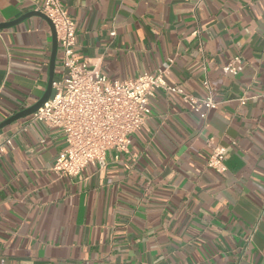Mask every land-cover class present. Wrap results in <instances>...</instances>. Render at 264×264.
I'll return each instance as SVG.
<instances>
[{
    "label": "crops",
    "instance_id": "crops-1",
    "mask_svg": "<svg viewBox=\"0 0 264 264\" xmlns=\"http://www.w3.org/2000/svg\"><path fill=\"white\" fill-rule=\"evenodd\" d=\"M60 3L77 57L105 82L161 71L217 105L158 89L128 152L73 177L52 170L61 129L28 116L2 128L0 264H264V0ZM40 5L0 0V23ZM50 53L39 16L0 29V122L41 97ZM234 57L241 70L223 73ZM214 147L223 172L206 166Z\"/></svg>",
    "mask_w": 264,
    "mask_h": 264
},
{
    "label": "built area",
    "instance_id": "built-area-1",
    "mask_svg": "<svg viewBox=\"0 0 264 264\" xmlns=\"http://www.w3.org/2000/svg\"><path fill=\"white\" fill-rule=\"evenodd\" d=\"M39 11L54 26L62 75L52 82V95L28 116L24 127L41 121L63 131L66 146L56 155L52 165L57 175L73 177L89 163L103 165L109 150L128 152L129 136L150 114V99L158 89L179 94L192 109L201 105L216 107L217 103L210 99L201 100L179 85L167 84L161 71L105 82L96 69L88 68L86 62L77 57L75 24L60 0H41ZM241 68L240 58L234 57L222 71L236 74ZM7 142L10 143V139ZM224 158V149L214 147L206 166L223 172Z\"/></svg>",
    "mask_w": 264,
    "mask_h": 264
},
{
    "label": "water",
    "instance_id": "water-1",
    "mask_svg": "<svg viewBox=\"0 0 264 264\" xmlns=\"http://www.w3.org/2000/svg\"><path fill=\"white\" fill-rule=\"evenodd\" d=\"M30 16H39L43 18L47 24L49 25L50 31H51V53H50V59H49V74H48V82L47 86L41 95L33 104L29 105L28 107H25L24 109H21L14 114L8 116L4 120L0 122V130L4 128L5 126L11 124L12 122L27 117L33 112H35L39 107H41L51 96L52 92V82H53V77H54V69H55V62H56V56H57V50H58V42H57V37H56V32L54 29V26L51 22V20L41 11H29L27 13H24L23 15L17 17L16 19H13L11 21H6V22H1L0 23V29L8 28L11 26H14L26 18Z\"/></svg>",
    "mask_w": 264,
    "mask_h": 264
},
{
    "label": "rangeland",
    "instance_id": "rangeland-1",
    "mask_svg": "<svg viewBox=\"0 0 264 264\" xmlns=\"http://www.w3.org/2000/svg\"><path fill=\"white\" fill-rule=\"evenodd\" d=\"M56 63H57V66L60 65V63H61V57H60V56H57V61H56Z\"/></svg>",
    "mask_w": 264,
    "mask_h": 264
}]
</instances>
